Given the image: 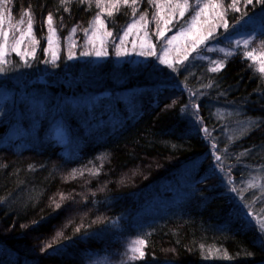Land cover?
Masks as SVG:
<instances>
[{
	"label": "trees",
	"instance_id": "trees-1",
	"mask_svg": "<svg viewBox=\"0 0 264 264\" xmlns=\"http://www.w3.org/2000/svg\"><path fill=\"white\" fill-rule=\"evenodd\" d=\"M202 1L228 27L196 39L172 0L0 5V264H93L126 237L146 244L125 264L264 262V29L225 41L264 3Z\"/></svg>",
	"mask_w": 264,
	"mask_h": 264
},
{
	"label": "rangeland",
	"instance_id": "rangeland-1",
	"mask_svg": "<svg viewBox=\"0 0 264 264\" xmlns=\"http://www.w3.org/2000/svg\"><path fill=\"white\" fill-rule=\"evenodd\" d=\"M84 1H87V0H84ZM151 1L152 0H137V2L135 4H132V7L137 8V9L139 7H143V8L148 7L149 5H152ZM173 1L174 0H172V3H170L172 5V9L176 8L177 11H176V14L171 17L172 19H175V18H177L178 20L186 19L187 18L186 10L191 9V12H192V14L188 15V18H187L189 20V23H188L189 28L186 29L182 33V36H184L185 38L190 36L192 39H196V34L198 33V32H195L196 27H198L200 29V32H202V31L205 32L204 37H206V38H208L210 35H212L215 31H217L221 27H224V24H220V25L212 28L211 30L208 28L202 27V25H201L202 21L205 22L207 15H210V13L205 12V4L202 0H187V6H185L183 8L178 7L177 5L183 6L185 4V0H178L179 4H175ZM231 1H233V0H231ZM108 3H109V0H103V2L100 4V6H97L98 8L102 9L103 14L105 12L110 11V9L105 6ZM127 5L130 7V9H133L130 4H127ZM139 5H141V6H139ZM112 10H114V9H112ZM182 10L184 11L183 16L180 15V12ZM229 11H230V13H232V12L234 13L233 8H231ZM138 12L140 15L142 14L141 9H139ZM137 22H138V18H136V16H134V14L130 15V17L127 21L128 25L131 27L132 30L137 27L136 26ZM234 25H236L234 30H232L230 32H228V30L225 31L226 37L229 36V33L232 34V36L231 35L229 36V37H231V39L229 41L227 38H225L226 42H239V41L241 42L243 39H246V38L253 36L255 34V32H258V31L264 29L263 28L264 26L262 24V16L260 17L259 21H258L257 17H255V16H251V17L248 16L246 18L242 17L240 20H238V23L234 22ZM248 27H250L249 31H248ZM123 29H124V26L119 27V29H114L115 36L119 37L120 41H123L125 38V33L123 32ZM192 39H191V44H192ZM184 45H186V44H184ZM231 46H232V44H231ZM256 57H258V58H256L257 59L256 64L258 63V67H260L261 62H264V53H263V56H261L260 54L258 56V54H257ZM37 68L43 74V75L38 76V79H42V80L45 79V77H44L45 76L44 73L46 74L45 70L44 69L42 70L39 67H37ZM255 69L257 70L256 67H255ZM25 77L26 76H23V77L18 76V79H21V78H22V80L31 79V78H28V77L25 78ZM30 83H31V81H28L26 86L31 85ZM11 94H12L11 90H8L4 86H1L0 95H2V97H10ZM98 94L106 95V93H104V92H99ZM57 138H58V140H60L63 143L66 142V136L62 132L61 128H58ZM138 240L139 239H134V238H129V237L122 238V239H120L118 245L113 249L112 252H109L107 255H105L101 259L92 258L90 262H93V264H125V262L128 260L136 259L135 257H139V252L133 251V249L134 248H140L143 251V246L134 243L135 241H138ZM260 264H264V262H262Z\"/></svg>",
	"mask_w": 264,
	"mask_h": 264
},
{
	"label": "snow or ice",
	"instance_id": "snow-or-ice-1",
	"mask_svg": "<svg viewBox=\"0 0 264 264\" xmlns=\"http://www.w3.org/2000/svg\"><path fill=\"white\" fill-rule=\"evenodd\" d=\"M61 2H62V3H67L68 0H61ZM82 2H83V0H82ZM102 2H103V0H96V4H97V6H100V4H101ZM136 2H137V0H131V3H132V4H135ZM238 2H239V0H234V4H235V3H238ZM252 2H253V0H247V3H252ZM255 2H256V3H264V0H255ZM9 3H11V0H0V5H3V6H5V7H6L7 4H9ZM109 3H110V5H111V8H112V9H117L120 3H123V4H125V5L129 4V0H109ZM177 6H178V7H182V8L185 7V6H187V0H185V4H184L183 6H182V5H177ZM231 6H234V5H230V7H231ZM237 10H238V9H237ZM26 14H27V10H26ZM108 15H112L111 10L108 12ZM180 15H181V16L184 15V11H183V10L180 12ZM141 19H144V17L142 16ZM48 20H49V23L51 24V20H52L51 15H49ZM95 22H96V23H99V24H102V23H103V22L100 20L99 16L96 17V21H95ZM28 25H29V28H30V27H31V20H30V19H29V21H28ZM224 27H228L227 22L224 23ZM107 34H108L109 36H112V35H113L111 32H108ZM5 35H6V34H5ZM161 35H163V32H161ZM117 38H119V37H117ZM247 43H248V42L245 41V44H247ZM96 54H97V55H100L101 53H100V52H97ZM248 55H249V57H252L253 54L250 52V53H248ZM53 56L55 57V53H53ZM222 66H223V65L220 64V65L217 66V68H213L212 70H213V71H217V70H219V68L222 67ZM258 70H259L261 73H264V62H261V66L259 67ZM217 159H219V157H217ZM134 243L139 244V245H141V246H143V245L146 244L145 240H143V239L138 240V241H135ZM133 251H138V252H139V257H135V258H143L144 253H143V251H142L140 248H134Z\"/></svg>",
	"mask_w": 264,
	"mask_h": 264
}]
</instances>
